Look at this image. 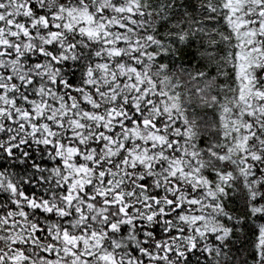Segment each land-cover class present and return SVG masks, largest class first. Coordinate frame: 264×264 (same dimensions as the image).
<instances>
[{
    "label": "snow or ice",
    "instance_id": "1",
    "mask_svg": "<svg viewBox=\"0 0 264 264\" xmlns=\"http://www.w3.org/2000/svg\"><path fill=\"white\" fill-rule=\"evenodd\" d=\"M0 264H264V0H0Z\"/></svg>",
    "mask_w": 264,
    "mask_h": 264
}]
</instances>
